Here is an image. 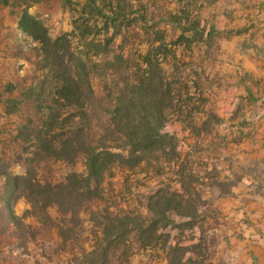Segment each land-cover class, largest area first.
<instances>
[{
  "label": "rangeland",
  "instance_id": "1",
  "mask_svg": "<svg viewBox=\"0 0 264 264\" xmlns=\"http://www.w3.org/2000/svg\"><path fill=\"white\" fill-rule=\"evenodd\" d=\"M79 2L0 1V158L15 173L24 172L16 136L30 111L22 105L9 112L8 101L18 99L41 73L30 39L19 29L20 16L28 10L56 38L74 29ZM131 2L134 7L108 33L114 39L105 41L110 59L119 53L124 61L95 76L94 85L103 94L110 73L119 77L126 68L132 77L147 73L168 83L175 105L166 128L176 138L167 141L166 153L149 155L147 165L116 168L106 186L122 207L147 210V215L149 202L180 193L195 199L197 211L175 215L147 240V249L135 250L130 264H173L177 254L179 264H264V0ZM104 31L99 22L89 38L103 39ZM107 122V115L101 120L94 116V129ZM38 168V178L52 182L85 172L83 159L75 164L41 161ZM30 207L22 197L16 211L22 214ZM49 213L50 223L46 217L28 219L37 229L33 255L41 264H82V245L89 250L93 239L88 212H82L81 238L72 244L59 237V210L53 207ZM18 255L0 247V264H18ZM27 263H34L33 256Z\"/></svg>",
  "mask_w": 264,
  "mask_h": 264
},
{
  "label": "trees",
  "instance_id": "2",
  "mask_svg": "<svg viewBox=\"0 0 264 264\" xmlns=\"http://www.w3.org/2000/svg\"><path fill=\"white\" fill-rule=\"evenodd\" d=\"M78 5L81 11L74 29L56 38L28 10L19 20L41 73L18 99L8 101L9 112L22 105L30 111L16 136L24 172H13L0 158V247L17 250L18 264H28L32 256L33 264H41L31 249L37 229L28 219L46 217L50 223L53 207L62 215L56 226L64 244L79 241L82 212H88L93 239L89 250L82 245V264H130L135 250L147 249V240L168 227L175 215L197 211L195 199L186 200L180 193L149 202L147 215V210L122 207L114 190L108 191L107 179L116 168L147 165L149 155L167 152V141L173 143L176 138L166 128L175 96L168 83L147 73L132 77L127 68L119 77L111 72L106 92L100 93L95 76L106 75L124 61L119 53L110 59L105 41L111 42L114 36L108 33L134 5L131 0H80ZM140 7H145L142 2ZM89 16L96 19L91 21ZM99 22L105 30L103 39H90V31ZM106 115L108 122L95 130L94 116L101 120ZM79 159L84 161L83 174L70 172L60 182L38 178L41 161L75 164ZM22 197L31 207L18 214L16 204ZM93 205L97 209L90 210ZM143 206L147 209V197ZM172 261L179 264L182 257L177 254Z\"/></svg>",
  "mask_w": 264,
  "mask_h": 264
}]
</instances>
